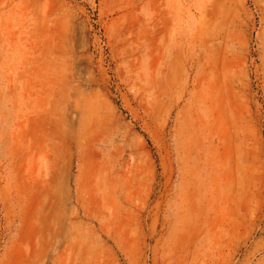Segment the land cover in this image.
I'll list each match as a JSON object with an SVG mask.
<instances>
[{"label":"rangeland","instance_id":"obj_1","mask_svg":"<svg viewBox=\"0 0 264 264\" xmlns=\"http://www.w3.org/2000/svg\"><path fill=\"white\" fill-rule=\"evenodd\" d=\"M0 264H264V0H0Z\"/></svg>","mask_w":264,"mask_h":264}]
</instances>
